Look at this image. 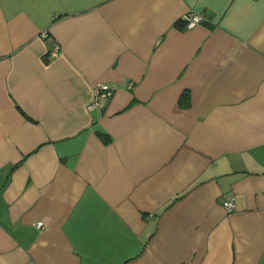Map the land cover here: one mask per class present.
<instances>
[{
    "label": "crops",
    "instance_id": "obj_1",
    "mask_svg": "<svg viewBox=\"0 0 264 264\" xmlns=\"http://www.w3.org/2000/svg\"><path fill=\"white\" fill-rule=\"evenodd\" d=\"M0 264H264V0H0Z\"/></svg>",
    "mask_w": 264,
    "mask_h": 264
},
{
    "label": "built area",
    "instance_id": "obj_2",
    "mask_svg": "<svg viewBox=\"0 0 264 264\" xmlns=\"http://www.w3.org/2000/svg\"><path fill=\"white\" fill-rule=\"evenodd\" d=\"M183 18L186 21V27L190 28L197 23L206 20L207 16L205 13L191 12L183 15ZM112 90V87L108 83H105L103 81L94 82L92 85V97L88 104V107H104L112 95ZM234 205L235 204L232 198H225L222 201V206L229 213L234 211Z\"/></svg>",
    "mask_w": 264,
    "mask_h": 264
},
{
    "label": "trees",
    "instance_id": "obj_3",
    "mask_svg": "<svg viewBox=\"0 0 264 264\" xmlns=\"http://www.w3.org/2000/svg\"><path fill=\"white\" fill-rule=\"evenodd\" d=\"M186 97H188V96L186 95Z\"/></svg>",
    "mask_w": 264,
    "mask_h": 264
}]
</instances>
